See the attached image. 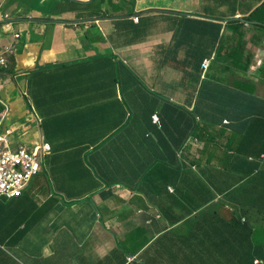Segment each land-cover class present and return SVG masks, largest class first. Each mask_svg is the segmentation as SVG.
<instances>
[{"label":"crops","instance_id":"obj_1","mask_svg":"<svg viewBox=\"0 0 264 264\" xmlns=\"http://www.w3.org/2000/svg\"><path fill=\"white\" fill-rule=\"evenodd\" d=\"M87 1L0 0V54L12 47L0 127L51 146L37 187L32 178L19 197H0V264H231L227 235L247 229L233 215L264 185V134L239 141L246 125L233 129L219 101L217 122L199 119L202 137L159 160V144L183 135V119L163 108H190L179 77L204 71L205 58L225 77L229 55L248 65L257 96L243 108L264 109V0H114L120 11L98 18ZM111 3L93 8L111 13ZM211 22L222 23L218 35L205 33ZM234 147L260 152L238 162H257L256 179L231 165Z\"/></svg>","mask_w":264,"mask_h":264},{"label":"trees","instance_id":"obj_2","mask_svg":"<svg viewBox=\"0 0 264 264\" xmlns=\"http://www.w3.org/2000/svg\"><path fill=\"white\" fill-rule=\"evenodd\" d=\"M64 1V0H63ZM70 2H75V4H81L79 1H73V0H65ZM87 1V0H85ZM96 0H91L89 3V7L87 9L93 11L90 13L88 17H110L112 16V13H116L117 11H120V7L117 5H111V13H109L108 10H99L94 9V2ZM98 1V0H97ZM104 1V0H100ZM110 1V0H109ZM135 1V0H133ZM84 4V3H82ZM131 14V13H129ZM83 17V16H78ZM125 19V18H124ZM132 22V21H131ZM207 24V23H204ZM216 31L213 30V28H217ZM219 30H222V23L217 24L214 22H211L210 25L206 26L205 33H209V35H213L212 32L215 33V35H218ZM131 31V30H130ZM195 31H190L189 33H192ZM214 37L216 38V36ZM224 59H226V68H229V73H227V76H221V74H217V72H211V67L208 69V71H200L194 73H186L182 74L179 77L180 82V91H183L186 93V98L190 100V108H187L183 105L172 103L169 101H166L165 106L163 110L169 115V118H175L178 120L182 118L183 120L179 123H176L177 128H175V131L178 132V130H182L183 135L178 138V140H171L173 135L170 136L169 141H166L165 144L160 143L159 146L164 150L163 154L158 157L163 158L165 156H172L175 154L177 156V153H175V148L180 146V141L184 144L187 139L191 136H201L200 131L201 129V123L199 122V119H201L204 122H217L218 120L215 118L214 120H211L213 111L216 109V105L219 104V101H225L222 104H226L223 108L221 114H232L234 115V122L231 127L235 129L238 125L241 127V125L245 124L246 129L248 128L250 131L246 133V129L242 132V139L239 141H243V138L250 139L253 142L258 141V138L262 136L261 134H264V109L262 106L257 107V109L253 110H245L243 108V105L245 104V98H250L254 101L257 100V96L249 93V89L247 87L246 80L242 74L243 72L246 73L247 64H245V67L238 66L235 64V57L234 59L228 56H223ZM223 59V58H222ZM233 59V61H232ZM232 61V62H231ZM229 63H233L230 66ZM212 68L217 70V66L215 67L214 64L212 65ZM203 70V68H202ZM261 70V66L259 67L258 71ZM257 71V74H258ZM197 74V75H196ZM189 78V79H188ZM188 80V81H187ZM194 80V83L193 81ZM189 82V83H188ZM197 84H199V88H197ZM186 86V87H185ZM182 87V88H181ZM248 92V93H247ZM222 93V95H221ZM159 97L158 100L161 101L162 99H166L165 97H169L163 93L157 94ZM224 99V100H223ZM169 100V98H167ZM194 100V102H193ZM259 102H264V100L259 99ZM193 102V103H192ZM193 104V106L191 105ZM241 108V109H240ZM216 112V111H215ZM154 114V113H153ZM150 114V122L152 120V115ZM178 116V117H177ZM183 122V123H182ZM170 130V129H169ZM241 130H236V134H240ZM171 134V131H170ZM205 139V138H204ZM46 141V138H44ZM176 141V142H175ZM214 144L217 142H214V140H211ZM48 142V141H46ZM173 142V143H172ZM172 143L171 145L167 146L168 144ZM217 145V144H216ZM236 148L235 151L228 155L229 161L232 163L231 165L236 169L238 173H241L243 178H251L250 181L257 178V173L252 174V172H258L257 171V162H251L249 167H244L242 165H239L238 162H247V159L249 157L259 155L260 152H247L243 148L234 147ZM160 160V159H159ZM174 159H172V162ZM245 164V163H244ZM42 171V170H41ZM41 173V172H40ZM39 174V173H38ZM35 175L33 178H35ZM260 174H258L259 176ZM32 180V179H31ZM264 180V177H263ZM264 188V185L261 186ZM261 192L260 187L257 185L255 189H253V194L251 196V201L253 202V205L250 206V214L249 216H245V213H238L236 211V214L233 215L232 221L234 223H231L232 226L235 225V223L238 226H245L247 229H243L242 227L237 229L235 234L232 236V234L227 235V240L230 242V246L234 245V255L231 256L233 260L231 261V264H255V261L257 260V264H264V233H262L260 230L263 229V226L257 223V214L254 213L253 208H255V203H257V193ZM23 193V192H22ZM249 196V195H248ZM244 198V199H248ZM19 197V196H18ZM15 198V197H14ZM13 199V198H12ZM244 202V201H243ZM226 207V206H225ZM230 208V206H227V209ZM245 219H244V218ZM253 219L255 224L249 225L248 220ZM244 227V228H245ZM257 235L259 237H257ZM233 242V243H232ZM224 243V241H223Z\"/></svg>","mask_w":264,"mask_h":264},{"label":"built area","instance_id":"obj_3","mask_svg":"<svg viewBox=\"0 0 264 264\" xmlns=\"http://www.w3.org/2000/svg\"><path fill=\"white\" fill-rule=\"evenodd\" d=\"M8 50L10 49H6V53ZM209 65L210 60L204 59L202 67L208 69ZM0 67L7 68L2 54ZM152 118L154 122H160L158 113L153 114ZM50 149V144L42 136H39L31 146L18 144L15 148H10L7 136L0 131V197L12 199L20 196L31 179L41 172L42 161ZM129 259L130 262L133 260L131 257Z\"/></svg>","mask_w":264,"mask_h":264},{"label":"rangeland","instance_id":"obj_4","mask_svg":"<svg viewBox=\"0 0 264 264\" xmlns=\"http://www.w3.org/2000/svg\"><path fill=\"white\" fill-rule=\"evenodd\" d=\"M110 1L112 2L111 5H114V3H113L114 0H110ZM89 2L90 1H87V3H89ZM173 15H176V14H173ZM110 17H112V16H110ZM230 64L232 65L233 63H229V65ZM227 69L229 70V68H227ZM3 71H6V70H3ZM217 74H221V76H222V73L221 72H217ZM40 175H41V173L38 174V176L39 177H42ZM37 177L33 178V180L30 183V186H31L32 189L37 187L38 181L41 179V178H37ZM260 190H261V192L257 193V201L258 202L255 203V208H253V211H254V213L256 212V214H257V220H256L257 223L263 226V229L260 230V231L262 233H264V188L260 187ZM250 201H251V196H248V199H247L248 205H244L240 210H237V212L238 213H242L243 212V213H245L244 214L245 216H249L250 217V214H248V213H251L250 212V206H249L250 205ZM235 208L236 207L232 206V208H231L232 211H234ZM248 224L249 225H252V224H255V222L251 218V219L248 220ZM257 237H259V236L257 235Z\"/></svg>","mask_w":264,"mask_h":264},{"label":"water","instance_id":"obj_5","mask_svg":"<svg viewBox=\"0 0 264 264\" xmlns=\"http://www.w3.org/2000/svg\"><path fill=\"white\" fill-rule=\"evenodd\" d=\"M74 1H79V0H74ZM0 96H1V93H0ZM6 124L7 123L4 121L0 129H1V133L7 136L10 148H15L18 144H23L22 143L23 140H21L20 138L21 135L19 133L18 134L16 133L15 135H13V133H8L10 131L8 130L9 127L6 128Z\"/></svg>","mask_w":264,"mask_h":264},{"label":"clouds","instance_id":"obj_6","mask_svg":"<svg viewBox=\"0 0 264 264\" xmlns=\"http://www.w3.org/2000/svg\"><path fill=\"white\" fill-rule=\"evenodd\" d=\"M136 18H138V17H134V19L136 20ZM138 20H139V18H138ZM6 49H10V50H8V52L6 53ZM1 54L3 55V57L5 58V56L7 55V54H12V47H8V48H6ZM0 54V55H1ZM206 59V58H205ZM209 59V58H208ZM5 60H7L6 58H5ZM258 61H259V59H258ZM210 62H211V60H210ZM203 63V62H202ZM6 64H7V61H6ZM209 67H210V65H209ZM2 68V67H1ZM203 68V67H202ZM4 69V68H3ZM7 69V68H6ZM209 69V68H208ZM208 69H204L203 68V70H204V72L205 71H207ZM0 103H1V98H0ZM153 119V118H152ZM0 121H1V115H0ZM227 122H228V120H227ZM226 122V123H227ZM0 131H1V129H0ZM23 145H25V144H23ZM50 151H51V149H50ZM49 154H50V152H49ZM48 154V155H49ZM47 156V155H46ZM45 156V157H46ZM3 198V197H2ZM5 199V198H4ZM130 258V257H129ZM128 258V262H127V264H133L134 262H135V257H131V258H133V260L130 262V259ZM258 263V261L256 260L255 261V264H257Z\"/></svg>","mask_w":264,"mask_h":264}]
</instances>
